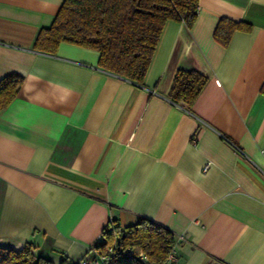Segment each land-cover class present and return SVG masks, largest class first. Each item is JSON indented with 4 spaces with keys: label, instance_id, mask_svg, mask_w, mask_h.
Segmentation results:
<instances>
[{
    "label": "crops",
    "instance_id": "1",
    "mask_svg": "<svg viewBox=\"0 0 264 264\" xmlns=\"http://www.w3.org/2000/svg\"><path fill=\"white\" fill-rule=\"evenodd\" d=\"M63 1L0 0V79L23 78L0 109V245L75 264L145 217L172 231L178 264H264V0L167 20L142 84L94 49L33 48ZM222 17L243 26L227 45ZM178 69L208 78L190 110L168 98Z\"/></svg>",
    "mask_w": 264,
    "mask_h": 264
},
{
    "label": "trees",
    "instance_id": "2",
    "mask_svg": "<svg viewBox=\"0 0 264 264\" xmlns=\"http://www.w3.org/2000/svg\"><path fill=\"white\" fill-rule=\"evenodd\" d=\"M197 5L198 0H64L52 25L39 30L33 48L54 54L61 42H68L94 49L99 52L100 67L142 84L165 22H183L191 28ZM242 27L222 17L213 36L227 45L233 32ZM22 79L14 72L0 79V109L16 96ZM207 80L195 69H178L168 98L190 110ZM103 237V242L96 245L99 248L119 238L111 264H143L137 258L139 251L152 263L164 264L175 243L170 229L145 217L123 229L113 223L103 230ZM0 264L54 263L36 254L31 244H25L20 249L0 245ZM58 264L74 263L63 259Z\"/></svg>",
    "mask_w": 264,
    "mask_h": 264
},
{
    "label": "built area",
    "instance_id": "3",
    "mask_svg": "<svg viewBox=\"0 0 264 264\" xmlns=\"http://www.w3.org/2000/svg\"><path fill=\"white\" fill-rule=\"evenodd\" d=\"M262 153H264V147H262ZM211 162L207 161L206 164L203 167V170L206 171L208 167L210 166ZM103 231L98 236V240L103 242ZM128 252H132L131 250H127ZM117 253V242L114 241L112 244L105 246L104 248H99L96 245H91L88 249V252L79 258L76 261V264H111L113 258L115 257ZM137 258L143 263V264H154L152 263L148 256L142 252L139 251L137 254ZM58 264V263H57ZM164 264H178L176 259V251H175V243L171 248L170 253L168 254Z\"/></svg>",
    "mask_w": 264,
    "mask_h": 264
},
{
    "label": "water",
    "instance_id": "4",
    "mask_svg": "<svg viewBox=\"0 0 264 264\" xmlns=\"http://www.w3.org/2000/svg\"><path fill=\"white\" fill-rule=\"evenodd\" d=\"M117 242H119V238L117 239Z\"/></svg>",
    "mask_w": 264,
    "mask_h": 264
}]
</instances>
